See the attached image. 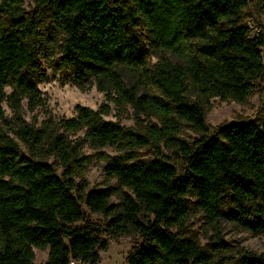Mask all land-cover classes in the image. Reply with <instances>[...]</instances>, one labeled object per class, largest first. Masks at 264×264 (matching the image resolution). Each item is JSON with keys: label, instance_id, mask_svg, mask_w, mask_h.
Returning <instances> with one entry per match:
<instances>
[{"label": "trees", "instance_id": "obj_1", "mask_svg": "<svg viewBox=\"0 0 264 264\" xmlns=\"http://www.w3.org/2000/svg\"><path fill=\"white\" fill-rule=\"evenodd\" d=\"M30 1L33 12L24 0H0L1 120L7 122L4 103L16 110L24 99L31 109L44 104L43 58L55 44L56 67L69 80L93 79L115 105L158 122L143 134L106 119L109 109L78 105L55 132L24 120L13 134L0 125V264H35L34 247L49 250L42 264H96L108 237L131 231L140 240L128 264H211L200 244L181 235L192 207L211 222L264 236V120L224 123L213 133L206 120L214 98L244 102L264 82V35L242 22L250 0ZM122 68L137 71L162 96L129 86ZM182 122L201 137L191 144L178 138ZM76 131L93 148H116L104 155V172L117 179L118 192L87 190V156L65 134ZM169 141L181 151L182 171L163 155ZM149 145L157 157L138 159L136 149ZM84 205L106 219L104 226L86 216ZM236 263L264 264V251L242 248Z\"/></svg>", "mask_w": 264, "mask_h": 264}, {"label": "rangeland", "instance_id": "obj_2", "mask_svg": "<svg viewBox=\"0 0 264 264\" xmlns=\"http://www.w3.org/2000/svg\"><path fill=\"white\" fill-rule=\"evenodd\" d=\"M24 6L29 12L35 10V4L30 0H24ZM242 22L250 26L251 34L264 35V0H250L248 6L244 9ZM168 57L174 61H181L176 54L169 52ZM60 56L58 47L54 44L47 46L45 57L43 58L44 68L47 71V80L41 82L39 87L43 93L44 104L31 109L27 99L22 101L19 110L11 108L4 103L5 116L7 122L0 119V125L4 128L11 126L12 134L18 128V123L22 120L36 128H45L48 132H54L59 129L61 118H70L76 115L78 105L87 106L93 109H109L110 113L104 115L106 119L120 121L122 124L134 129L137 132L147 134V124H157L156 118H149L142 115L134 107L115 105L114 101L109 100L106 92L101 90L95 80L85 79L82 82L69 80L68 73L59 70L56 67L57 59ZM152 63L157 61L156 57L151 58ZM122 74L129 86L133 85L140 89V92H151L161 97L155 88L149 86L147 80L137 71L122 68ZM11 89L7 88V92ZM207 125L211 133L217 127L224 123L241 121V120H264V82L255 83L251 95L244 101L238 102L234 99L221 100L214 98L206 114ZM63 132V130H59ZM73 141L78 143V149L81 155L87 156V166L84 170L85 178L89 182L87 190L92 188H102L112 186L117 192L120 189L117 179H109L105 172L104 166L107 163L104 155H116L118 151L114 147L93 148L84 141L83 131L65 133ZM176 136L185 142L191 144L201 137V134L193 129L189 124L182 122ZM23 152L30 154L29 150L21 143ZM163 155L173 162L180 171L183 170L181 151L173 141L162 144ZM138 159L150 160L157 157L156 148L145 146L136 149ZM48 161H54V157L46 156ZM58 165V163H56ZM59 173L62 169L59 168ZM111 202L119 204L118 195L111 198ZM86 216L99 226H104L106 219L98 214L91 212L84 205ZM181 235L195 240L212 258L211 264H237V257L240 255L242 248L248 251L261 253L264 251V236L254 235L251 232L242 229L236 224L222 221L211 222L205 214L192 207L189 218L181 230ZM222 238L224 244H219V238ZM109 239L107 250L100 251L101 259L96 264H128L127 257L133 244L140 238L131 231L128 235H122L117 238ZM35 264H42L48 259V249L34 247ZM76 264H89L76 261Z\"/></svg>", "mask_w": 264, "mask_h": 264}, {"label": "built area", "instance_id": "obj_3", "mask_svg": "<svg viewBox=\"0 0 264 264\" xmlns=\"http://www.w3.org/2000/svg\"><path fill=\"white\" fill-rule=\"evenodd\" d=\"M70 264H76V261H75V260H72V261L70 262Z\"/></svg>", "mask_w": 264, "mask_h": 264}]
</instances>
